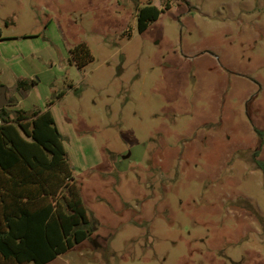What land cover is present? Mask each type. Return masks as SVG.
Returning a JSON list of instances; mask_svg holds the SVG:
<instances>
[{"label":"rangeland","instance_id":"374dc122","mask_svg":"<svg viewBox=\"0 0 264 264\" xmlns=\"http://www.w3.org/2000/svg\"><path fill=\"white\" fill-rule=\"evenodd\" d=\"M0 28V93L52 111L90 218L45 264H264V0H0Z\"/></svg>","mask_w":264,"mask_h":264},{"label":"trees","instance_id":"16d2710c","mask_svg":"<svg viewBox=\"0 0 264 264\" xmlns=\"http://www.w3.org/2000/svg\"><path fill=\"white\" fill-rule=\"evenodd\" d=\"M162 12L152 3L143 6L139 31ZM71 55L79 67L93 59L85 42ZM258 163L264 171V161ZM90 235L88 211L52 111L1 108L0 264H45Z\"/></svg>","mask_w":264,"mask_h":264},{"label":"water","instance_id":"95a60500","mask_svg":"<svg viewBox=\"0 0 264 264\" xmlns=\"http://www.w3.org/2000/svg\"><path fill=\"white\" fill-rule=\"evenodd\" d=\"M9 103V100L7 98V93L5 91V88L0 93V109L5 107Z\"/></svg>","mask_w":264,"mask_h":264},{"label":"crops","instance_id":"0c3cea01","mask_svg":"<svg viewBox=\"0 0 264 264\" xmlns=\"http://www.w3.org/2000/svg\"><path fill=\"white\" fill-rule=\"evenodd\" d=\"M7 98H8V100H9V103L5 106V107H8L9 105H10V98L8 97V94H7ZM9 108V107H8ZM48 108V107H47ZM47 108H45V109H47ZM45 109H43V110H45Z\"/></svg>","mask_w":264,"mask_h":264}]
</instances>
